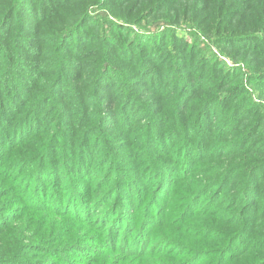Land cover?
Masks as SVG:
<instances>
[{
  "label": "rangeland",
  "instance_id": "obj_1",
  "mask_svg": "<svg viewBox=\"0 0 264 264\" xmlns=\"http://www.w3.org/2000/svg\"><path fill=\"white\" fill-rule=\"evenodd\" d=\"M148 1L151 2V0ZM255 2L257 3L255 4L256 9L264 11V1L255 0ZM251 4L250 0H235L234 4L228 6V10L235 7L239 10L240 7L244 11L241 13L242 15L252 18L256 14L250 10L251 8L249 9ZM86 5L89 6L88 12H86L88 19L86 28L81 34L84 35L86 41H89L90 50H96L98 47L96 44L98 40H95L99 39L98 32L95 31L97 26L108 34L112 33L117 39L121 37L122 30L106 28V25L99 22L98 9L106 7L105 9L110 11L107 0L88 1ZM144 5L145 0H141V4L130 2L127 7H132L134 17L142 18L143 16H140L142 11H147L143 10ZM117 6L122 7L121 4ZM181 6H164L159 15L166 19L173 18ZM71 9L72 7L68 10V16L49 18V22L45 23L48 25V30L44 36L59 34L65 27L63 25H67V18L71 17L70 21L76 20L77 13ZM100 9L99 11H101ZM215 12L216 10H209L195 16L209 20ZM231 13L229 11V15ZM82 14L84 17V12ZM152 19L158 18L153 16L150 20L141 23L132 21L124 29L132 30L133 39L137 36L143 37V33H148ZM111 20H113L112 17ZM235 26L229 29L233 38L245 35L242 33L249 34L251 31L256 33L259 30L256 24L249 25L250 29L241 25ZM210 30L208 27L207 31ZM181 32L185 35L187 43L190 45L194 43L191 40V33L196 32L194 29ZM42 33L38 34L37 39L41 40L44 37H41ZM216 36L217 34L202 36L206 40L208 54L215 56L218 63L226 70L241 69L245 71L246 66L239 59L235 64L231 57L223 53L228 48L221 50L215 45L214 37ZM14 38L15 35L0 42V50L3 53L11 51L10 47H13ZM43 49L48 48L43 47ZM83 61L81 65H89L88 62ZM158 61H163L167 69V73L162 74L166 78L165 88H168L173 83L172 81H180L183 83V87L188 85V81L184 82L185 77L182 76V72L177 70L172 73V69L169 68L171 62L168 58L157 59L151 64L153 68H157ZM29 67L33 66L29 64ZM87 73L89 72H80L78 84H74L76 83L75 78L68 77L65 80L68 83L63 87L67 88L71 83L74 84L75 89H64V91L82 93L80 88L87 89L90 86L88 83L93 82L95 77H90ZM150 75L155 78H152L154 81L159 77L158 73ZM177 75L179 76L177 77ZM244 79L246 78L244 77ZM242 85L245 96L248 98L244 97V99H247L248 104H253L257 108L263 107L264 91L260 85L264 86V82H261L259 87H254L245 80ZM126 86L125 80V90ZM45 88V85H41L36 87V90L42 92ZM235 89L238 87L236 86ZM50 91L54 96L51 99V104L46 108L49 112L46 114L42 111L40 115L38 114L39 120L37 121L39 123L35 124L36 134L28 135L25 138L17 137L19 141H16L9 151L12 154L11 160L6 157L5 162H0V264H217L218 261H222L223 264H243L253 259L264 258V248L261 246L264 238L261 235L264 232L262 228L264 219H255L257 216L253 211L254 207L258 206V200L256 199L252 207L249 208L244 205L246 200L240 198L242 201H238V194L245 185L243 180L247 179L249 170L264 163V148L262 147L264 125L247 129L244 121H233L231 118L236 111L233 100H224V105L217 112L219 116H214L207 121L209 123L202 124L204 129L208 125L205 131H211L213 135L216 134V143L220 141L221 143L211 146L210 153L199 162L196 161V156L194 157L196 171L188 174L181 170L179 165L175 171L166 173L164 172L165 167L177 164L174 153L179 151L180 142L162 152L155 143H151L146 138V126L148 135L151 132H158L161 127L164 131L181 128L180 121L173 124L171 119L181 117L185 113L187 98L184 99V104L181 107L177 110L173 109L171 115L156 99L158 95L151 92L149 86L137 82L132 91H136L140 96V101L143 102L145 113L149 116L148 125L147 123L143 124L141 119L128 118V126L121 128L120 124L124 121L111 120L116 114L114 104L104 106L102 116H92L94 121L90 126L96 125L99 121L100 125L106 126V129L115 135V139L110 141L112 146L106 145L110 149L105 148L107 152L110 150L115 158L105 167L100 159L94 166L82 164L79 159H75L71 163L70 150L80 143V135L76 131L73 135L65 132L59 133L56 130L55 134L48 136L51 134L53 122L61 123L64 128L66 124L74 121L83 108L78 101L68 99L66 94L58 92V90ZM42 98L37 101L35 108H45L46 102ZM191 105L192 110L183 114L185 123L187 118L196 121L200 115L198 113L199 100L192 99ZM92 110L88 106V111ZM258 110L260 111L259 119L260 121L262 119L264 124V110L263 108ZM158 112L160 113L158 114ZM246 113L247 117L253 118L249 109L244 110L241 115H246ZM119 116L121 114L116 117ZM163 117H166L165 123ZM141 123L143 125L138 127ZM231 123L232 126H229ZM94 128L96 129V127ZM3 129L0 128V132L4 131ZM9 131L6 129V132ZM95 131L85 136L86 144L92 145L96 141ZM157 134L164 138L163 131ZM246 134L247 137L251 136L242 140ZM210 139V136H205L204 132L203 140L208 142ZM102 141L103 135L100 134L97 137V144L100 143L99 152L103 153L101 150ZM47 144L53 147L51 151L54 153L65 151L63 160L58 156H54L53 159L54 163L57 160L61 161L60 167L54 166L51 171L47 169L45 176H37L39 178L36 180L35 173L31 186L30 184L26 185L27 173L31 170L22 169L20 176V174H16L17 164L26 159L23 167L29 166L32 162L28 160L33 159L35 156L32 154L36 152L39 158L43 159V154L39 153H41L42 147H46ZM21 150L24 152L16 156V153ZM27 152L29 155L25 156ZM121 156L127 159L128 166L124 164L125 160L117 162ZM106 160L107 158H105ZM79 163L83 165V170L75 169L77 166L75 164ZM99 163H101V168H98ZM231 168L235 170L229 171ZM172 176H175L173 185L178 183L174 192L169 193L172 191L173 185L166 186L165 182ZM159 178H161V183L156 184ZM210 182L213 185L212 188L206 194H200V196H206L202 199H192L191 197L187 202L189 206L195 204V207H198L194 215L191 216L192 220L187 224L178 225L181 218L189 216L186 213L183 214V210L179 208V201L180 199L184 200L182 196L185 195L187 189L203 191L205 185ZM238 186L240 189L236 190L235 188ZM161 191L165 195L169 193L164 202L159 196L162 195ZM114 192L116 196L108 195ZM106 196L110 197L108 206L100 208L99 204L103 203L102 199ZM232 196L234 198H231ZM75 203L80 209L84 207L82 213H75ZM117 203L123 206L124 216L118 214L114 216L115 212L112 209ZM261 204L264 205L263 200L259 205ZM86 209L89 212H86ZM184 209L186 212L188 207ZM190 211L195 210L191 209ZM174 212L175 215H173ZM164 216L168 217L167 221L163 218ZM118 218L122 224L114 228L113 223ZM243 222L246 225H243ZM244 226L251 227L252 231L257 234L248 236L247 240H250V243L244 248L242 256L231 261L226 255L230 249L231 239L237 237L234 233L240 232ZM141 233H145L144 238L140 236ZM236 247L240 246L237 244Z\"/></svg>",
  "mask_w": 264,
  "mask_h": 264
},
{
  "label": "trees",
  "instance_id": "obj_2",
  "mask_svg": "<svg viewBox=\"0 0 264 264\" xmlns=\"http://www.w3.org/2000/svg\"><path fill=\"white\" fill-rule=\"evenodd\" d=\"M88 1L94 0H0V42L15 35L13 47H10L11 51L3 53L0 50V128H4V131L0 132V162H5L6 157L11 160L12 154L9 151H11L14 143L19 141L17 137L25 138L28 135L36 134L35 124L39 123L37 121L39 120L38 114L40 115L42 111L46 112V114L49 112L46 108L51 104V99L54 96L50 90H58V92L66 94L68 99L78 101L83 106L74 121L66 124L64 128L61 123L53 122L51 134L48 135L52 136L56 130L59 133L65 132L73 135L76 131L80 135V143L76 144L73 150H70L71 163L75 159H79L82 164L86 163L94 166L96 161L100 159L103 166L106 167V164H110L115 158V155L111 154L110 150L108 152L105 150V148L110 149L106 145L112 146L110 141L115 139V135L108 131L106 126L100 125L99 121H97L96 125L90 126L94 121L92 116L103 115L104 106L115 105L114 111L116 114L111 120L124 121V123L120 124L121 128L128 126V118L141 119L144 122L143 124L147 123L148 125L149 116L145 113L143 102L140 101V96L136 91H132L137 82L144 86H149L151 92L155 93L156 96L158 95L156 99L162 103L163 107L171 115L174 108L177 110L184 104L185 98L188 99V103L183 114H187L192 110V99L197 98L200 102L198 119L192 121L187 118L185 123L183 114L178 118L173 117L171 123L176 124L177 121H180L181 128H171L164 131L161 127L158 132L163 131L164 138L158 136V132H151L148 135L146 126V138L151 143H155L162 152L166 148H171V146L180 142L179 151L174 153L177 164L165 167L164 172L166 173L175 171L179 165L182 168L181 170L188 174L195 172L197 168L194 165V157L196 156V161L199 162L205 155L210 153L211 146L221 143V141L216 143V134L213 135L211 131V133L205 131L208 125L204 129L202 124L209 119L211 120L214 116H219L217 112L224 105V100H233V104L236 107L235 114L231 118L233 121H244L247 129L248 127L251 129L258 128L261 124L264 125L262 119L261 121L259 119L260 111L258 110L261 108L264 110V106L257 108L253 104H248L249 102L246 101L248 98L245 96L242 85L245 80L254 87H259V84L264 82V11L256 9L255 4L257 3L255 0H250L252 4L249 9L251 8L250 10H253L254 14H256L252 18L242 15L241 13L244 11L240 7L239 10L236 7L228 10V6L234 4L235 0H151V2L145 0L143 10L147 11H142L140 15L143 16L142 18L134 17L132 7H127L130 2H133V4L139 2L141 4V0H107L110 11L106 10V7L99 8L101 10L99 11L98 9L97 14L99 22L102 25H106V28H119L122 30L121 37L117 39L112 33L108 34L97 26L95 31L98 32L97 36L102 41L95 39L98 40L96 50H90L89 41H86L84 35L81 34L86 28L88 19L86 14L89 8L86 5ZM118 4H121L122 7L119 8ZM182 4L183 6H181ZM164 6L181 7L177 9V13L173 18L166 19L159 15ZM70 7H72V11L77 13L76 16L78 18L80 16V18L70 21L71 19L69 18L71 17H69L66 19L68 21L67 25H63L65 27L59 34L54 33V35L49 37L44 36L48 30V25H45V23L49 22L48 19L53 16H68ZM64 9L67 11H62ZM209 10H216L209 20L201 18V16H195L206 13ZM229 11L232 12L230 15ZM153 16L158 19L150 21L151 25L148 33H143V37L137 36V38L133 39L132 30L124 29L132 21L141 23L150 20ZM111 17L114 21L111 20ZM236 23L249 29V25L256 24L259 30L256 33L252 31L249 34L242 33L245 35L233 38L234 36L231 37L229 29L235 25L237 27ZM208 27H210V31H207ZM182 28L196 31L191 33L193 44L187 43L185 35L181 32H184ZM39 33H42L41 37L44 36L41 40L37 39ZM207 34H217L214 37L215 45L221 50L222 48H228L223 53L231 57L235 64L239 59L246 66V70H226L218 63L215 56H210L205 44L206 40L202 38V36H207ZM43 47L48 49L44 50ZM162 58H168L169 62H171L169 68L172 69V73L177 70L182 72V76L185 77L184 82L188 81L187 86L183 87V83H180V81H172L173 83L168 88H165L166 78L162 74L167 73V69L163 61H158L156 69L151 65L157 59L160 60ZM82 61L88 62L89 65H81ZM29 64L33 67H29ZM81 71L89 72L87 75L90 77L95 76L93 82L88 83L90 86L85 90L80 88L82 91L80 94L78 92H65L64 89H75L73 85L79 83ZM154 73L159 75L155 81L152 79L154 77L150 75ZM68 77L75 78L76 83H70L67 88H64V84L68 83L65 81ZM125 80L127 82L126 90L124 87ZM192 84L194 85L192 86ZM41 85L46 86L45 90L37 92L36 87ZM236 86L239 90L235 89ZM260 88L264 91L263 85H260ZM198 93L200 94L197 95ZM244 97L247 99H244ZM41 98L46 102L45 108H35L37 101ZM88 106L93 110L88 111ZM243 109H249L253 114V118L247 117V113L246 115H241L244 111ZM166 111H164V114H166ZM118 114H121V116L116 117ZM162 119L165 123L166 117ZM143 124L141 123L138 127ZM229 126H232V123ZM6 129L10 131L6 132ZM94 131L96 141L92 145L86 144L85 136ZM204 132L205 136H210V141L206 142L203 140ZM213 132L216 133V131ZM262 133L264 134L263 129ZM100 134L103 135L101 148L103 153L99 152L100 143L98 142L97 144V137ZM248 136L250 137L251 135ZM249 137L246 134L242 137V140ZM128 145L130 144L128 143ZM262 147L264 148V143ZM52 148L49 144L46 147H42V151L39 154H43V159L39 158L37 152L33 153L32 156L35 157L28 160L32 162L29 166L23 167L27 161L26 159L17 164L18 171L16 174H20V171L24 168L31 170L27 173L26 178L28 181L26 185L30 184L31 186L35 173L36 180L39 178L37 176L44 177L47 169L51 171L54 166L60 167L61 161L57 160L54 163L55 160L53 159L54 156H58V158L63 160L65 151L61 150L58 153H54L51 151ZM191 148L192 150H190ZM23 152L24 150L19 151L16 156ZM107 154H109L108 157ZM28 155L27 152L25 156ZM105 158H107L106 161ZM124 160V164L128 166L127 159L123 158V156L117 162H124ZM80 163L75 164L77 165L75 169L83 170L84 167ZM100 164H98V168H101ZM234 170L231 168L229 171ZM188 174L185 175L187 176ZM174 179L175 176L167 178L165 185L169 184L172 186ZM243 181L245 185L238 194V201L246 200L244 205L249 208L252 207L257 199L258 206L253 209L254 215L257 216L255 219H264V205H259L262 200L264 202V163L251 168L247 179ZM159 183H161V178L156 181V184ZM177 183L173 185L172 191L169 193L174 192ZM212 186L210 182L205 185L203 191L187 189L185 195L182 196L184 200L180 199L179 201V208L183 210V214L186 213L189 216L181 218V222L178 225L190 222L193 218L191 216L194 215L198 208L195 207V204L190 206L187 204L189 198L202 199L206 195L200 196V194H206ZM235 189L238 190L240 188L238 186ZM161 194L159 195L160 199H163L164 202L167 194L165 195L163 191H161ZM108 195L111 197L116 196L115 192ZM231 198H234V196ZM59 200L61 201V199ZM109 200L110 197L107 196L102 199L103 203L99 204L100 208L108 206ZM185 207H188L186 212ZM74 208L76 209L75 213L80 214L83 212L84 207L80 209L75 203ZM191 209L195 211H190ZM112 211L115 212L114 216L117 214L124 216L125 214L123 206L119 205V203L113 206ZM86 212H89L88 209H86ZM186 214L185 216H187ZM173 215H175V212ZM173 218L175 219V216ZM167 220L168 217L165 218V221ZM120 224L122 222L118 218L113 223V226L116 228ZM242 224L246 225L245 222ZM262 228L264 229V223ZM234 234L237 237H232L230 249L226 254L231 261H235L242 256L244 248L250 243V240H247L248 236L251 237L257 232H253L251 227L244 226L240 232ZM261 235L264 236V232ZM140 236L144 238L145 233H141ZM237 244L240 247H236ZM261 246L264 248V238ZM217 264L223 263L218 261ZM243 264H264V258L253 259Z\"/></svg>",
  "mask_w": 264,
  "mask_h": 264
}]
</instances>
